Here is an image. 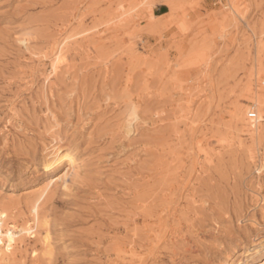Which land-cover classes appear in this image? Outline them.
I'll use <instances>...</instances> for the list:
<instances>
[{"label":"rangeland","instance_id":"1","mask_svg":"<svg viewBox=\"0 0 264 264\" xmlns=\"http://www.w3.org/2000/svg\"><path fill=\"white\" fill-rule=\"evenodd\" d=\"M2 211L0 264H264V0H0Z\"/></svg>","mask_w":264,"mask_h":264},{"label":"bare ground","instance_id":"2","mask_svg":"<svg viewBox=\"0 0 264 264\" xmlns=\"http://www.w3.org/2000/svg\"><path fill=\"white\" fill-rule=\"evenodd\" d=\"M58 58H59L58 62H60V63L65 61V56L64 55L60 54L58 56ZM54 70L56 71V67L54 68ZM131 125H132L131 122L128 120L127 123H126L127 129H129L131 127ZM53 141H54V144L51 145L50 152L48 153V155H46V157L44 159V162H43V165H42L43 172L54 171L61 164L66 162V165H67L66 170L64 172L60 173L59 175H57V177H55V179L62 180V183H63V178H65L69 174L70 171H73L75 169L76 161H75L74 157L70 154V151L62 150L61 147L57 144V141L55 139H53ZM53 181L54 180H52V182ZM64 184H65V182H64ZM35 206H36V204L33 206V210L32 211H36ZM33 214H34V212H33ZM6 216H7V213H5L4 211L0 212V243L4 241L6 249L11 250V249H13L14 245L17 242L18 234L22 233L23 231L25 232V230L30 229V227L20 228L18 230V232H16L15 230L12 229V227H14V225H11V226H9L7 228H4L3 227V222L5 221ZM33 219H35V218H33ZM260 244L261 243H258L257 245H260ZM257 245L252 248V249L255 250V254L259 253V249H257L258 248ZM227 264H230V262H227Z\"/></svg>","mask_w":264,"mask_h":264},{"label":"crops","instance_id":"3","mask_svg":"<svg viewBox=\"0 0 264 264\" xmlns=\"http://www.w3.org/2000/svg\"><path fill=\"white\" fill-rule=\"evenodd\" d=\"M160 6L164 7V4H160ZM155 7H157V6H155ZM155 7H154V8H155ZM153 10H154V9H153Z\"/></svg>","mask_w":264,"mask_h":264},{"label":"built area","instance_id":"4","mask_svg":"<svg viewBox=\"0 0 264 264\" xmlns=\"http://www.w3.org/2000/svg\"><path fill=\"white\" fill-rule=\"evenodd\" d=\"M251 115V114H250Z\"/></svg>","mask_w":264,"mask_h":264}]
</instances>
